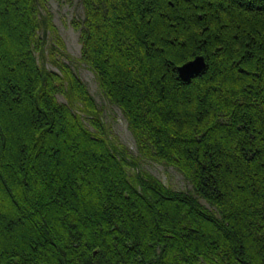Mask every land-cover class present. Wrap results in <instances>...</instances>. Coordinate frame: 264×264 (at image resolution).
I'll return each instance as SVG.
<instances>
[{
  "label": "trees",
  "instance_id": "16d2710c",
  "mask_svg": "<svg viewBox=\"0 0 264 264\" xmlns=\"http://www.w3.org/2000/svg\"><path fill=\"white\" fill-rule=\"evenodd\" d=\"M80 3V60L192 191L128 174L74 68L46 69L49 0H0V264H264V0Z\"/></svg>",
  "mask_w": 264,
  "mask_h": 264
},
{
  "label": "rangeland",
  "instance_id": "374dc122",
  "mask_svg": "<svg viewBox=\"0 0 264 264\" xmlns=\"http://www.w3.org/2000/svg\"><path fill=\"white\" fill-rule=\"evenodd\" d=\"M49 5L53 15L56 36L59 38L62 47L60 46L59 50L55 52L53 59L50 56L53 46L42 54L46 69L57 71L56 64H67L74 68L79 79L86 84L102 111L103 122L106 125L105 127L109 129L111 141L120 146L119 150L128 153L126 161L128 164L134 165V167L127 165L125 170L128 174H141L142 176L146 172L157 178L168 189L191 193L192 186L182 173L174 167L165 166L152 159L148 156L150 152L146 153L138 149V144L135 143L137 142L135 135L132 134L133 131L129 128V123L123 112L115 105L110 104L101 94L94 73L80 60V29L74 24L77 23L78 18L81 19L83 16V7L80 0H72L71 3L67 0H49ZM48 43L49 45H55L54 42H51L52 44ZM59 99L64 101L62 97H59ZM200 202L205 206H209L203 200H200ZM201 264L208 263L201 262Z\"/></svg>",
  "mask_w": 264,
  "mask_h": 264
},
{
  "label": "water",
  "instance_id": "95a60500",
  "mask_svg": "<svg viewBox=\"0 0 264 264\" xmlns=\"http://www.w3.org/2000/svg\"><path fill=\"white\" fill-rule=\"evenodd\" d=\"M206 68L205 58L196 56L194 59L185 62L177 67L178 76L181 80L187 81L198 75Z\"/></svg>",
  "mask_w": 264,
  "mask_h": 264
}]
</instances>
